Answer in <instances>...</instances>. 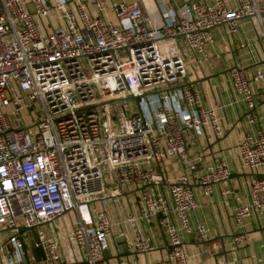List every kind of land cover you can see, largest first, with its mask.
I'll use <instances>...</instances> for the list:
<instances>
[{
  "label": "built area",
  "instance_id": "obj_1",
  "mask_svg": "<svg viewBox=\"0 0 264 264\" xmlns=\"http://www.w3.org/2000/svg\"><path fill=\"white\" fill-rule=\"evenodd\" d=\"M162 3L0 0V264H33L19 227L38 230V261L62 264L58 238L45 230L71 211L77 218L65 237L76 264H108L103 251L113 223L104 209L91 214L88 206L122 191L132 192L136 205L124 217L135 230L127 251L153 249L138 223L157 217L166 260L186 264L181 233L209 237L200 220L190 221L197 208L192 185L203 195L215 185L223 197L232 193L222 154L202 167L187 159L191 139L207 129L214 140L224 135L215 109L185 83L187 67L201 62L214 28L233 35L242 19L250 20L255 40L237 46L252 69L235 64L227 76L245 108L237 160L250 175L246 202L234 196L232 218L242 224L264 216V115L256 112V93L264 92V0ZM169 158L187 166L171 181L161 170ZM243 240V233L231 238L234 245Z\"/></svg>",
  "mask_w": 264,
  "mask_h": 264
},
{
  "label": "crops",
  "instance_id": "obj_2",
  "mask_svg": "<svg viewBox=\"0 0 264 264\" xmlns=\"http://www.w3.org/2000/svg\"><path fill=\"white\" fill-rule=\"evenodd\" d=\"M147 1L149 0H143V2ZM162 1L161 8L163 6L176 7L178 3L184 2V0ZM212 33L214 43L205 49L199 64L192 63L187 67L185 83L199 90L204 105L215 109L219 122L224 129V135L214 140L207 129L203 137L190 140L186 152L187 159L196 162L199 167L211 164L219 154H222L231 172L226 185L232 193L223 197L219 193L222 185H215L209 195H203L198 186L192 185L197 208L190 215V221L200 220L206 227L209 237L204 241H199L193 235L181 233L186 252L185 263H264V216L245 218L242 224L236 223L232 218V209L236 203L234 196H237V202H246L245 180L250 174L239 165L237 160V142L244 129L242 115L245 108L231 89L227 70L235 64L244 67L246 71L252 69L247 51L244 48H239L237 43L239 41L254 42L255 33L249 19H242L238 31L233 35H227L222 26L214 28ZM212 59L220 62L222 66L220 70L211 62ZM256 99V112L264 115V92L256 93ZM161 170L163 177L167 181H171L178 174L187 172V166L175 158H169L163 161ZM252 176L255 175L252 174ZM161 190L166 191V185H162ZM101 208L105 210L113 223L107 251L108 264H116L114 255L117 253V245L114 239L122 237L126 241L135 233L134 227L124 220L125 215L136 212L134 194L122 191L116 196L101 197L99 200L90 202L88 206L91 214ZM76 218L77 213L71 211L55 219L49 226L50 230L47 229L49 231L45 230V232H50L58 238L62 264H76L79 259L75 248L65 237L69 224ZM172 219L177 224L173 217ZM157 220L156 217L147 224L138 223L140 231L149 239L153 249L145 254L127 251L122 256L127 259L128 263L171 264L166 260V238ZM237 233H243L245 240L234 245L231 238Z\"/></svg>",
  "mask_w": 264,
  "mask_h": 264
},
{
  "label": "rangeland",
  "instance_id": "obj_3",
  "mask_svg": "<svg viewBox=\"0 0 264 264\" xmlns=\"http://www.w3.org/2000/svg\"><path fill=\"white\" fill-rule=\"evenodd\" d=\"M184 1H186V0H184ZM216 67H217V69H221L222 68V66H221V64H220V62L218 61V60H216V59H212V61H211ZM125 104H126V106L127 107H131V106H134V103H133V101L132 102H130V101H125L124 102ZM122 104V102H119V104L118 105H121ZM59 218V217H58ZM57 219V218H56ZM72 220L74 219V217L73 218H71ZM19 221V220H18ZM45 228H47V226H44ZM36 231H38V230H36L35 228L34 229H29V230H27V231H25V232H22V243H23V250L25 251V253H26V255H27V257H28V260L30 261V262H32L33 264H46L44 261H42V260H40V261H38V262H34V260H33V254H32V251H31V245H30V243H29V237H31V236H33V234L34 233H36ZM205 246H208L207 244H205ZM26 264H28L27 262H26Z\"/></svg>",
  "mask_w": 264,
  "mask_h": 264
},
{
  "label": "water",
  "instance_id": "obj_4",
  "mask_svg": "<svg viewBox=\"0 0 264 264\" xmlns=\"http://www.w3.org/2000/svg\"><path fill=\"white\" fill-rule=\"evenodd\" d=\"M135 99V98H133ZM28 229L24 228V227H19L18 228V233H22V232H25L27 231ZM37 239V236L36 234L34 233L33 236L29 237V243L31 245V251H32V254H33V257H34V260L35 261H38L40 258L43 257V252L40 248H36V247H33V242ZM114 242L116 243L117 245V253L114 255V257H118L120 255H123L125 253H127V249H126V246H125V241H124V238H115L114 239ZM103 254L104 256L106 257L107 256V250L105 249L103 251Z\"/></svg>",
  "mask_w": 264,
  "mask_h": 264
}]
</instances>
